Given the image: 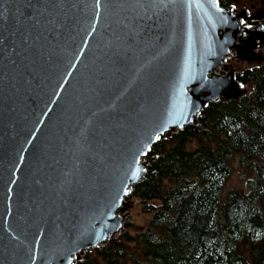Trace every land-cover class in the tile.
I'll return each instance as SVG.
<instances>
[{"label":"water","instance_id":"95a60500","mask_svg":"<svg viewBox=\"0 0 264 264\" xmlns=\"http://www.w3.org/2000/svg\"><path fill=\"white\" fill-rule=\"evenodd\" d=\"M263 43L264 2L0 0V264L114 237L151 145L245 93L225 58Z\"/></svg>","mask_w":264,"mask_h":264},{"label":"trees","instance_id":"16d2710c","mask_svg":"<svg viewBox=\"0 0 264 264\" xmlns=\"http://www.w3.org/2000/svg\"><path fill=\"white\" fill-rule=\"evenodd\" d=\"M235 76L245 93L208 101L145 154L147 171L126 198L148 221L131 231L126 220L71 264H264V63ZM235 158L253 170L246 189L226 187Z\"/></svg>","mask_w":264,"mask_h":264},{"label":"rangeland","instance_id":"374dc122","mask_svg":"<svg viewBox=\"0 0 264 264\" xmlns=\"http://www.w3.org/2000/svg\"><path fill=\"white\" fill-rule=\"evenodd\" d=\"M263 2L264 0H251V1L241 0L239 2H235L234 6L231 5L230 6L236 10L240 8H245L247 12H253L257 8L262 6ZM257 51H258V55L251 60L241 59L237 57L233 51L225 58V61L230 65V68L234 70L241 69L247 65L264 63V43L258 45ZM244 87L247 88V86ZM250 174L251 175L253 174V170H250L247 166L243 165V163L241 164L238 158H235L233 160V171L231 173V176L227 180L226 187L237 186L242 189H246L247 188L245 181L246 175H250ZM126 202L128 204L127 206L128 213L125 217L124 222L126 220H130L131 224L128 226V228L131 231H133L134 229L140 227L141 225H144L148 221L150 214L148 212L141 210L140 204L135 197L129 199L126 198Z\"/></svg>","mask_w":264,"mask_h":264},{"label":"flooded vegetation","instance_id":"af4514ba","mask_svg":"<svg viewBox=\"0 0 264 264\" xmlns=\"http://www.w3.org/2000/svg\"><path fill=\"white\" fill-rule=\"evenodd\" d=\"M250 13V12H247V14ZM252 21H254V23H252ZM258 22V20L256 19H249V18H246L245 20H243V23L246 24V26L248 27H253L256 23ZM236 69V68H235ZM237 70V69H236ZM235 70V71H236Z\"/></svg>","mask_w":264,"mask_h":264}]
</instances>
